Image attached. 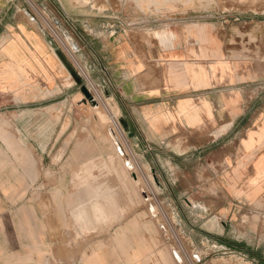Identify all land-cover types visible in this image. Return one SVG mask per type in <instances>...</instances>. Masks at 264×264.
<instances>
[{"label": "crops", "instance_id": "1", "mask_svg": "<svg viewBox=\"0 0 264 264\" xmlns=\"http://www.w3.org/2000/svg\"><path fill=\"white\" fill-rule=\"evenodd\" d=\"M123 2L118 18L71 13L86 32L61 51L150 163L148 201L134 172L84 169L110 154L94 148L99 139L63 136L78 124L56 122L47 136L48 108L67 113L80 88L47 36L11 25L0 0V129L10 130L0 138V264H190L191 252L198 264L238 254L264 264V220L253 219L264 214V14ZM164 211L180 225L183 260Z\"/></svg>", "mask_w": 264, "mask_h": 264}, {"label": "rangeland", "instance_id": "2", "mask_svg": "<svg viewBox=\"0 0 264 264\" xmlns=\"http://www.w3.org/2000/svg\"><path fill=\"white\" fill-rule=\"evenodd\" d=\"M8 0V10L10 13V24L12 25L15 22H24L26 21L30 26L36 28L43 35L52 38L56 42L57 46L63 50L65 53H71V32L72 34L80 33L84 35L86 29L84 24L78 23L80 26H75L73 24L76 19L72 17L71 13H76L77 11H88L87 13H105L114 15L118 18L122 14L120 11L121 4L124 3V0ZM129 1V0H126ZM134 3V0H132ZM188 1V0H187ZM197 1V0H194ZM203 3L207 8L215 9L220 8L223 11H230L232 13H241V14H264V0H204ZM189 2L186 0H138L139 4L143 11H167L175 8H181ZM130 3H127L128 6ZM135 4V3H134ZM189 4L199 5L197 2H191ZM64 6V8L61 7ZM67 12V13H66ZM65 14H69L68 16ZM61 17V18H60ZM80 20L82 17H79ZM60 19H63L62 22ZM74 19V20H73ZM84 20V19H82ZM99 18H89L91 25H99L102 22L98 21ZM75 30L73 29L74 27ZM73 27V28H72ZM47 37V38H48ZM90 93L94 96L97 104L92 105L89 101L86 100L84 95L81 92H78L77 96L74 98L72 104L75 103L78 106L74 108L68 104L67 113L63 115L54 111V107H49L47 110L46 121L48 123L47 136L51 135L54 137V130L50 129L56 122H65V124H78V129L74 131L62 130L63 136L70 133L73 137L76 138H95L99 139L101 145L95 146V149H98L99 152L105 151L110 156L108 161H95L84 163V169H95V170H115V171H124L126 175L130 172H134L139 180L142 182L143 186V199L145 201L151 200L150 190L155 187V181L152 179L151 175V165L150 163L140 162L134 150L129 143L128 137L120 123L118 110L111 107L109 103L103 97L102 91L95 88L91 84L89 89ZM86 100V102H83ZM113 114V118H109ZM7 116V115H4ZM10 119L4 117L3 120ZM38 120V116L35 118ZM114 119V120H113ZM7 122V121H5ZM89 124V125H88ZM61 131H57L60 133ZM69 134V135H70ZM10 137V130L6 127L0 129V138ZM105 144V146H103ZM10 148V147H8ZM98 152V151H97ZM135 155V158H134ZM82 168V166H80ZM164 213L167 214L166 211ZM169 213V212H168ZM166 221H162L163 229H168L173 235L174 239L172 244L176 252L182 258V253L184 250H187V246L184 243L181 232L179 231L180 225L174 224V218H170ZM259 216V217H258ZM258 216H252L253 219L262 218L264 220V214H258ZM243 222L248 221V217L244 215L241 217ZM239 246H245L244 242H235ZM238 246V247H239ZM234 250H240L235 248ZM187 252V251H186ZM223 252H230L229 250H224ZM189 253V251L187 252ZM197 254V253H196ZM227 253L226 255H228ZM238 260L234 261L232 264H249L247 259L244 258L241 254H238ZM189 259L190 264H198L201 259L198 256H195L193 252L190 253ZM183 260V258H182ZM223 264H231L229 260L223 259Z\"/></svg>", "mask_w": 264, "mask_h": 264}, {"label": "water", "instance_id": "3", "mask_svg": "<svg viewBox=\"0 0 264 264\" xmlns=\"http://www.w3.org/2000/svg\"><path fill=\"white\" fill-rule=\"evenodd\" d=\"M47 39H48L49 43L52 45V47L54 48L56 54L63 61L65 66L68 68L71 77L73 78L75 83L79 86L80 92L84 95V97L86 98L87 101H89L92 105H96L97 102H96L94 96L90 93V90L88 89V87L83 83L82 77L80 76V74L75 70L73 65L67 61L63 52L57 46L56 42H54V40L52 38L48 37ZM86 100H83V102H86ZM120 123H122L121 119H120Z\"/></svg>", "mask_w": 264, "mask_h": 264}, {"label": "bare ground", "instance_id": "4", "mask_svg": "<svg viewBox=\"0 0 264 264\" xmlns=\"http://www.w3.org/2000/svg\"><path fill=\"white\" fill-rule=\"evenodd\" d=\"M113 117H114L113 114H111L109 118H113ZM113 120H114V119H113Z\"/></svg>", "mask_w": 264, "mask_h": 264}, {"label": "built area", "instance_id": "5", "mask_svg": "<svg viewBox=\"0 0 264 264\" xmlns=\"http://www.w3.org/2000/svg\"><path fill=\"white\" fill-rule=\"evenodd\" d=\"M89 89V88H88Z\"/></svg>", "mask_w": 264, "mask_h": 264}]
</instances>
